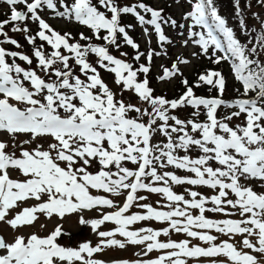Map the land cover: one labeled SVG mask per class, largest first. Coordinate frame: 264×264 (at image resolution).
Segmentation results:
<instances>
[{"label": "snow or ice", "instance_id": "1", "mask_svg": "<svg viewBox=\"0 0 264 264\" xmlns=\"http://www.w3.org/2000/svg\"><path fill=\"white\" fill-rule=\"evenodd\" d=\"M4 2L10 15L0 20L3 38L0 39V132L11 136L30 134L32 139L50 136L54 142L47 148L38 145L29 149L16 144L10 147L0 140V221L16 229L33 224L38 213L63 218L83 210L115 207L112 199L94 195L90 189L117 196L126 191V198L118 210L102 213L99 218L86 220L81 216L80 223L89 225L99 237L95 246L90 241L78 247L63 246L58 242L63 235L60 226L47 236L18 235L11 242L0 235V264H105L93 258L94 254L106 248L123 249L127 244L144 245L145 256L154 250H162V254L155 259H116L111 264H189L191 259L199 258H209V264H261L253 253L264 254V192L243 185L241 179L264 180V19L260 33L242 42L220 15L215 0H189L190 10L183 19L190 21L187 31L191 42L206 56L212 49L208 58L215 64L231 60L234 77L243 91L237 89L238 97L230 102L222 99L225 78L212 69L199 74L190 85L179 67L189 61L178 57L170 67L162 66L159 79L179 75L185 91L177 99H167L153 95L147 78L153 56L166 52L150 49L147 64L138 66L125 59L127 52H120L119 56L110 52V48L119 51L127 45L135 51L133 61L145 57L140 45L129 35L127 28L132 26L121 25L123 14H132L140 25L151 26L161 48L171 43L163 25L177 26V21L166 19L163 9H154L143 2L123 6L117 0H58L63 10H58L57 0ZM235 3L239 13V0ZM45 8L53 10L57 17L74 19L90 29L93 36L80 33L76 40L71 33L61 34L42 17ZM29 21L38 28L26 36L33 45L32 55L5 48V44L21 47L6 28L30 33ZM239 24L242 32L250 31L242 18ZM197 26L201 30H196ZM144 33L150 35L148 27H144ZM93 38L103 43H95ZM37 40L41 41L39 45ZM218 51L223 54L216 55ZM90 55L96 57L95 63L90 62ZM17 59L30 67L17 63ZM34 59L35 68L31 67ZM100 69L114 75L121 95L130 91L150 108L142 109L118 98L102 78ZM201 85L209 86L210 90L216 88L219 95L198 96L194 88ZM222 105L236 110L218 118L217 110ZM182 107H191L193 117L203 109L206 120H183L171 114ZM131 112L137 116H130ZM142 117H148L147 121ZM241 117L240 123L230 126L233 118ZM157 132L166 142L152 143ZM194 149L200 153L196 158L188 154ZM181 151L185 154L179 155ZM129 162L135 168L126 166ZM93 165L94 172L89 170ZM168 166L194 175L158 171ZM11 170H18L25 179L12 178ZM170 181L218 191L207 196L188 189L186 198L173 190ZM141 191L160 194L168 203L160 208L140 203L147 200L146 196L138 195ZM230 192L235 194L234 199L229 198ZM42 196L47 199L36 206L24 207L14 218L6 220L18 203L29 199L41 201ZM208 204L212 206L207 207ZM134 205L146 211L127 214ZM193 209L199 214L194 215L190 211ZM236 210L239 219H211L205 215L213 212L231 216ZM148 220L167 222L168 226L159 230L129 227ZM106 222L116 227L99 230ZM213 229L228 236L240 235L243 247L230 239L218 241L209 231ZM172 231L202 241L204 246L192 244L190 239H160ZM117 234L124 239H116Z\"/></svg>", "mask_w": 264, "mask_h": 264}, {"label": "rangeland", "instance_id": "2", "mask_svg": "<svg viewBox=\"0 0 264 264\" xmlns=\"http://www.w3.org/2000/svg\"><path fill=\"white\" fill-rule=\"evenodd\" d=\"M143 3L148 4L149 6H162L165 9H172V12L174 13L175 16H173V19L177 21V26L169 29V32L167 31L168 34H166L171 41V43H165V46L161 48L158 44V40L153 38V36H146L144 33V29H141V33H139L137 36L138 39L134 36V41L137 42L140 45V51L145 52V57H141V61H147L146 60V54L147 51L150 49H154L155 51L158 52H166L167 54H161L160 56L154 55V62L152 59L151 64L156 67V80L162 75V66L163 67H170V61L176 57V54H181L183 58L181 59H187L189 62L187 64H181L179 67L181 70H185L186 73H190L192 69L194 68V63L195 60L197 59V56L202 53L199 51L201 48L196 47L192 42L191 39L188 36V24L190 21L186 22L183 17L186 14L187 11L190 10V4L188 0H143ZM23 5H19V8H23ZM47 9V8H45ZM59 10V9H58ZM44 14H41L42 17L54 28L55 30L61 32L63 31V24H67L70 28H73L72 25H70L67 21L65 22L64 20H61L60 17H57L55 15V12L53 10H46ZM163 11V13H164ZM43 13V11H42ZM10 15L9 13V6L4 2V0H0V20L7 18ZM222 17H224L228 21V26L232 27L231 23V16L229 14H220ZM183 24L184 27L181 28L179 25ZM36 23L34 22H27V26L30 29V33H24V32H12L10 27H7L6 30L9 32V36L12 37L13 39H16L21 47L27 49L26 51H21L24 54L32 55L33 51V45L29 44L26 36L28 34H34L33 30L36 27ZM23 26V25H22ZM61 30V31H60ZM196 30H201L200 26H197ZM83 33V32H81ZM172 34L174 35L173 38ZM0 39H3L0 37ZM76 39V38H75ZM150 39V43L148 40ZM77 40V39H76ZM188 40V44H184V41ZM82 44L83 42L80 41ZM96 43H103L102 41H94ZM36 43L39 45L41 41L37 40ZM24 45V46H23ZM5 48L14 50V51H20L17 49L15 46L8 44V46L3 45ZM28 46V47H27ZM45 49L47 50L48 47L45 44L44 45ZM129 48L127 45H123L119 51L110 48V52L112 54L120 55V52H124L123 50ZM30 49L32 51H30ZM147 50V51H146ZM174 54L169 56L168 54ZM129 62H134L133 59H131L129 56L125 57ZM91 62L96 61V57L94 55H90L89 57ZM11 62V60H10ZM17 62V61H16ZM228 62V61H226ZM18 63V62H17ZM22 64V63H21ZM228 65V64H227ZM24 67H30L27 64L24 65ZM31 67L35 68V59L33 60V65ZM101 71V76L107 81L108 85L109 83L111 84V89L113 90L114 93H117V97L120 99H123L126 104H128V99L131 97L132 92H124L121 95V87L118 86L115 83L114 80V75L111 73H108L102 69ZM222 71V70H220ZM229 71V70H228ZM223 72V71H222ZM43 75L42 73H40ZM222 75L224 78H227L228 80L231 78H234V74L232 73H225L223 72ZM176 79L172 78L169 79L170 81H174ZM169 80H160V85L161 87L165 86L169 82ZM0 97H2V94H0ZM13 103H16L17 106L23 108L25 105H21L18 102L15 101H10ZM141 105V104H140ZM243 119L241 117L240 119L233 118V121L230 122L231 125H235L237 123H240V121ZM233 123V124H232ZM0 140H4L9 143L10 147L11 145H22L25 148L29 149H34L38 145L47 148L49 143L54 142L53 138L50 136H42L38 137L36 139H32L30 134H19L16 136H11L7 132H0ZM30 143L24 144V141H29ZM17 155H19V150H17ZM90 171H95L96 166L93 165ZM10 176L15 179H20L23 180L25 177L18 171V170H11L10 171ZM91 193L94 195H103L106 198H110L113 200L115 207L108 208V207H103V208H94L91 210H83L77 213L73 214H67L65 217L60 218L58 215L54 214L52 217H47L46 214L44 213H38V219L31 225H25L22 227H18L16 229H13L6 221H0V232L5 236L6 240L11 242L14 240V238L18 235H24L26 238L35 233L40 236H47L50 234L57 226L61 227L62 230V237L58 239V242L61 243L63 246H70V247H78L80 243L82 242H88L90 241L93 246H95L99 240V237L92 231L91 227L89 225H82L80 223V218L81 216L84 217V219H93V218H99L102 213L110 212V211H116L118 210L119 207L122 206L125 198H126V191L122 192L119 196L112 194V193H105L103 190L99 189H90ZM178 194H180L178 191H176ZM203 195H207V192L201 191ZM141 195H144L147 197L146 203L152 204L154 207L160 208L162 205L167 204L168 202L164 198H159L158 195H152L148 193H141ZM187 198V195H186ZM47 199V196H42L41 201H37L35 199H29L25 202L18 203V206L12 210L9 211L8 216L6 217L7 219L14 218V216L22 211L24 207H31V206H36L40 202H43L44 200ZM140 203H145V201H141ZM211 204H208L207 207H211ZM136 209V210H135ZM135 209H130L129 213L127 214H132L133 212H144L146 210L140 209L136 207ZM163 210H168L167 208H164ZM194 215H198V210H190ZM205 215L211 219H227V218H232V219H239L241 218L239 215L238 210L233 212V215L231 216H226L225 214L221 213H213V212H206ZM168 224L167 222H160V221H155V220H148V221H140L137 222L134 225L129 226L131 230H138L140 228H147L151 227L155 230L162 229L164 227H167ZM116 225H114L112 222H106L104 225L100 227L99 230H113ZM211 234L216 235L218 238V241L224 240V239H230L232 242H235L238 247H243L242 245V237L240 235H235V236H228L225 234L217 233L214 229L209 230ZM116 239H121L123 240L124 238L121 237L119 234L116 235ZM160 239L162 241H167L169 239H173L176 241L182 240V239H190L192 241V244H199L201 246H204V242L192 239L190 237H187L186 234L184 233H176L174 231L170 232L168 236H161ZM146 251V248L144 245H133V244H127L125 248L120 249L118 247L116 248H106L103 252L94 254L93 258L96 259H101L105 261V264H111V261L116 260V259H125L129 261H135V260H145V259H155L158 257L160 254H162V250H154L151 253H148L147 256H145L143 253ZM254 255H257L258 259L260 260L261 264H264V254H257L253 253ZM189 264H209V258H199V259H191L189 261Z\"/></svg>", "mask_w": 264, "mask_h": 264}, {"label": "trees", "instance_id": "3", "mask_svg": "<svg viewBox=\"0 0 264 264\" xmlns=\"http://www.w3.org/2000/svg\"><path fill=\"white\" fill-rule=\"evenodd\" d=\"M57 2H58V0H57ZM139 2H140V0H117V3L120 5H123V6H131L133 4H138ZM215 5L218 8L219 13H227V14L231 15V22L233 24V29L236 33L237 38L240 39L242 42H247L248 40L253 39V37L255 35H258L260 33V31L262 30L261 19H264V3H262L261 0H239V6H238L239 7V13L237 11V5L235 3V0H215ZM58 7L61 8L59 5V2H58ZM164 14H165L166 19H173V17H171L170 12L168 10H165ZM127 17L129 18L130 21H133V20L136 21V24L134 21L131 22L132 27L129 28V30H130L129 34L132 38H134V33L137 32L135 37L138 39L139 36H137V35L139 33H141V28L144 29L145 26L140 25L137 22V18L132 14H123L121 16V25L125 26V23H127V22H128L127 24H129ZM241 18L249 26L250 31H246V32L241 31L240 24H239V20ZM79 26H81V27L73 26V28H70V27L67 28V29H69V32L73 35L74 38H77L79 40V34L81 32H83L86 36H89V37L93 36L92 31L90 29H88L86 26H83V25H79ZM168 26H169V28H171V30H172V28L176 27V26H172L171 24H168ZM37 30H38V28L35 27L33 32H36ZM204 31H206V30H204ZM173 37H174V35L172 34L171 38H173ZM94 41H95V39L93 38V42ZM82 42L85 43V41H82ZM163 46H165V44ZM195 46L197 48L199 47L197 45H195ZM249 46H251V45H249ZM19 50L20 51H26L27 49L20 47ZM30 51H32V50L30 49ZM123 51L127 52L128 56L131 59L135 55V51L130 46H129V48L124 49ZM199 51L201 52V49ZM211 54H212V49L209 50L208 56H210ZM222 54L223 53H221L219 51L216 53V55H222ZM168 55L174 56V54H172V53H170ZM117 56H119V54H117ZM208 56H206L203 53H200L197 56V59L195 60V63H194V68L192 69V71L190 73H186V71L184 69L181 70V72L183 73V78H187L190 85H193L196 82L198 75L203 73L206 69L216 70V71H219L221 74L223 72H225L227 74H229V73L234 74L233 69L231 67V64H232L231 60H222L219 64H215V63H213V61L211 59L208 58ZM178 57L183 58V56H178L176 54V57H174L170 61V64H172L173 62H176ZM125 59H127V58H125ZM213 59H214V57H213ZM226 61H228V62H226ZM17 62L26 65V63L19 61L18 59H17ZM153 62H154V58H153ZM132 63H134V66H138V64H147V61L144 62V61L140 60L139 62L134 61ZM35 64H36V61H35ZM155 68L156 67H154L151 64L150 72L147 74V78L149 80V86L154 90L153 95L164 96L167 99L179 98V96L185 91V86L181 83L182 77L178 75V76H176V79L174 81L169 80V82L167 84H165V86L161 87L160 79L158 78L156 80L157 75L155 73L156 72ZM220 70H222L223 72ZM77 71H78V69H77ZM140 78L143 79V74H141ZM104 81L107 83V81L105 79H104ZM109 86L111 87L110 83H109ZM237 89H240L241 92L243 91L240 82L236 81L235 77L232 79L230 78L229 80L227 78H225V90H224L222 97H226V98L238 97ZM194 91L196 92V94L198 96H204V97H215V96L219 95L216 88H212L210 90L209 86H207V85H201L198 88H194ZM128 104L136 105L138 107H141L142 109L143 108H150V106L148 104L139 100V98L134 93H131V97H129V99H128ZM235 110L236 109H234V108L230 109V108L222 105L219 108V112L217 113V117L221 118V117L225 116L226 114L230 113L231 111H235ZM193 111L194 110L191 107H182V108H178L176 110H173L171 114L176 115L179 119H183V120L196 119L200 122H203L206 120V115H205V112L203 109H201L200 114L196 117L192 116ZM129 115L130 116H137V114L135 112H131V113H129ZM141 119L143 121H147L148 117H142ZM158 123H159V121H158ZM170 123H172V122L170 121ZM162 142H166V138L158 132L155 133L153 136V144H159ZM178 154L184 155L185 153H183L181 151ZM188 154L191 155L192 157L196 158V156L199 155L200 153H199L198 149H194ZM126 166H128L129 168H135V166L132 165L130 162L127 163ZM213 166H215V164H213ZM158 171H160V172L171 171L174 174L179 175V176H185V173H189L184 169H177L174 166H168L165 169H159L158 168ZM170 184H171V181H170ZM171 186L175 192L178 191L180 194H185V195H187L186 190H188V189L201 192L202 190H206V188L208 189V191L210 193L213 194V189L206 187V186H192V185H187V184H184V185L171 184ZM143 192L148 193L146 191H141L140 193H138V195H141V193H143ZM148 194L149 195L150 194L158 195L159 198L164 199V197L160 194H155V193H148ZM136 207L137 206L134 205L132 207V209H135Z\"/></svg>", "mask_w": 264, "mask_h": 264}, {"label": "water", "instance_id": "4", "mask_svg": "<svg viewBox=\"0 0 264 264\" xmlns=\"http://www.w3.org/2000/svg\"><path fill=\"white\" fill-rule=\"evenodd\" d=\"M0 235H2V234L0 233Z\"/></svg>", "mask_w": 264, "mask_h": 264}]
</instances>
